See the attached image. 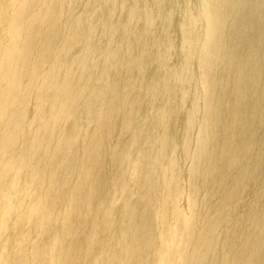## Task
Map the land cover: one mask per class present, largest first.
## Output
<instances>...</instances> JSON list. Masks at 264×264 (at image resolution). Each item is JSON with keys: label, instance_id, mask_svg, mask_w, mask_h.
<instances>
[{"label": "bare ground", "instance_id": "1", "mask_svg": "<svg viewBox=\"0 0 264 264\" xmlns=\"http://www.w3.org/2000/svg\"><path fill=\"white\" fill-rule=\"evenodd\" d=\"M0 264H264V0H0Z\"/></svg>", "mask_w": 264, "mask_h": 264}]
</instances>
